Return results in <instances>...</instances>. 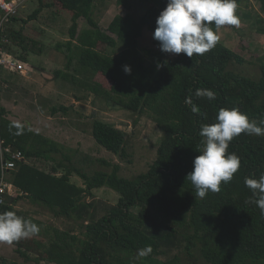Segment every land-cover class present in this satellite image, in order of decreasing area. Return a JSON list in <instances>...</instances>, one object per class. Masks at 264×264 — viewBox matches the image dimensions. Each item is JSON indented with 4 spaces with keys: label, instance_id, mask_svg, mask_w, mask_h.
Instances as JSON below:
<instances>
[{
    "label": "trees",
    "instance_id": "1",
    "mask_svg": "<svg viewBox=\"0 0 264 264\" xmlns=\"http://www.w3.org/2000/svg\"><path fill=\"white\" fill-rule=\"evenodd\" d=\"M45 1L38 0L39 8L27 19H19L17 13L5 24L2 37L7 42L2 45L9 54L14 45L19 47L21 53H14L16 60L28 64L30 53L42 51L40 40L24 36L23 28L15 30L11 25L36 21L45 8L69 11L72 26L65 44L66 68L77 59L85 78L61 72L58 75L104 98L109 105L147 116L162 136L156 158L146 172L124 177L119 164L86 156L79 163L99 162L111 168L90 173L73 162L64 144L13 122L0 104V144L4 141V146L22 151L25 158L16 160V168L8 174L7 179L18 194L0 204V213L14 211L40 228L42 222L18 209V204L26 200L48 210L55 218L76 221L79 228L73 231L78 234L55 226L34 234L51 242L47 255L40 259L53 264H156L160 256H169L174 249L188 256L186 264L198 262L195 253L207 264H264V212L250 202L254 197L245 185L246 177L258 179L264 175V136L241 133L233 138L226 155L235 153L241 166L230 182H221L220 191H209L200 198L186 179L203 149L201 127L216 123L220 109L239 108L258 124L264 120V60L261 78L254 80L230 68L233 64L243 65L245 59L218 41L209 52L194 54L192 58L180 53L166 59L162 52L147 50L148 56L156 59L147 64L139 55V39L145 31L154 33L157 18L168 0H140L152 4L140 18L135 19L130 12L119 14L106 28L94 19L98 5L105 0ZM257 1L264 13V0ZM118 4L132 9L130 0H118ZM82 18L89 27L79 33L78 22ZM259 20L264 23L263 18ZM210 26L215 28L214 22ZM258 32L264 34V28ZM100 46L112 50L120 46L122 52L116 56L104 54ZM125 65L131 67V74H124ZM16 78L17 73L0 68V97L1 88ZM197 89L212 90L215 99L197 97ZM189 97L191 104L186 103ZM192 106L200 111L192 112ZM69 109L61 105L54 107L52 113L66 114ZM92 136L109 152L127 156V134L113 124L96 119ZM58 155L62 160L57 161ZM7 157L11 158L8 154ZM39 162L45 167L39 168ZM74 173L84 186L72 182ZM102 188L115 191L119 199L100 216L98 202L84 199ZM149 246L151 253L138 257L139 250ZM18 253L25 261L9 264H28L32 257L22 249ZM170 261L179 262V256L164 264Z\"/></svg>",
    "mask_w": 264,
    "mask_h": 264
},
{
    "label": "rangeland",
    "instance_id": "2",
    "mask_svg": "<svg viewBox=\"0 0 264 264\" xmlns=\"http://www.w3.org/2000/svg\"><path fill=\"white\" fill-rule=\"evenodd\" d=\"M50 1L46 0L45 2L49 3ZM130 1L132 9L127 10L118 4V0H105L103 5H98L94 19L100 27L106 28L116 15H125L130 12L135 19H138L152 5L148 1H144V3H141L140 0ZM38 8V0H29L20 7L16 16L19 19H27ZM236 14L240 19L239 26H222L218 32L219 42L241 54L245 59L243 65L233 64L230 66L231 69L258 80L261 78V65L264 60V34H259L258 29L264 28V23L259 20V18L264 19V13L260 10L257 0H244L241 4H237ZM71 26L72 14L58 8H45L39 14L38 20L28 24L19 21L11 25L15 30L23 28L24 36L40 40L42 51L39 53L36 50L37 53H30L29 63L26 65L31 72V77L29 74V77H26L24 73L18 74L15 82L1 88L0 104L18 117L19 121H16L20 124L27 125L37 133L64 144L66 152L73 162L78 167L83 166L90 173L96 170L110 171L111 168H107L99 162L88 165L87 162L79 163V160L86 156L92 160L102 159L112 164H119L121 166L120 173L124 177L132 178L146 172L156 158L162 136L156 124L147 116H139L120 109L114 104L109 105L104 98L97 97L91 91L83 90L78 85L63 80L60 74L58 75L61 72L75 74L79 79L85 78L84 71L79 69L77 59L73 61L69 69L66 68L67 50L65 44L70 39ZM88 27L89 24L85 18L79 20V33ZM213 30L215 31V28ZM153 34L145 31L142 38L139 39V55L144 58L147 64L156 60L154 57L148 56V51L162 52L166 59L177 56V54L161 51L159 42L153 38ZM100 51L116 56L122 52V47L118 46L112 50V48L100 46ZM7 53H9L8 50ZM14 53L17 55L21 53L20 48L15 45L12 47L11 56L13 59L15 58ZM124 74L128 75L125 72ZM61 105L70 108L68 113L65 114L61 111L52 113L54 107L60 108ZM96 119L111 123L127 134L126 157L115 155L96 143L92 136V124ZM57 158V161L62 160L61 155H58ZM37 166L45 167L43 162H39ZM71 179L73 183L84 186L83 180L77 174L74 173ZM118 199V193L109 188H102L94 190L93 196L86 200L97 201L98 213L102 216L105 214L104 209L115 206ZM18 209L42 222L41 230L48 226H55L62 231H73L74 228H79L76 221L55 218L48 210L34 206L26 200L18 204ZM73 232L79 233L77 230ZM50 245L51 242L48 239L35 235L21 238L11 244L0 242V264H9L13 261L24 262L25 259L20 256L18 249L26 251L32 257L28 264H53L40 259L47 255L46 250ZM176 255L179 256V262L170 261V264H186L188 256L184 255L182 250L177 249H174L169 256H160L156 264H164ZM195 255L198 260L196 264H207L197 253ZM37 259L40 260L37 261Z\"/></svg>",
    "mask_w": 264,
    "mask_h": 264
},
{
    "label": "clouds",
    "instance_id": "3",
    "mask_svg": "<svg viewBox=\"0 0 264 264\" xmlns=\"http://www.w3.org/2000/svg\"><path fill=\"white\" fill-rule=\"evenodd\" d=\"M236 0H168L166 8L157 18V27L153 38L159 42L161 51L169 54L183 53L192 58L204 55L212 50L220 37L219 29L225 25L239 26ZM214 22L215 31L210 26ZM161 65H158L160 67ZM124 72L131 74L130 66H124ZM197 97L215 99L210 89H197ZM191 104V98L186 99ZM191 111L200 109L192 106ZM217 122L202 125L200 136L203 138V149L193 161V169L187 180L195 188L196 196L204 198L209 191H220L221 182L227 184L239 170L240 157L226 152L229 143L241 133L264 136V120L259 124L250 120L239 108L220 109ZM245 185L251 190L254 203L264 212V175L256 178H245ZM40 228L30 220H25L14 211L0 213V242L11 244L21 238L37 234ZM151 247L139 250L138 257H146Z\"/></svg>",
    "mask_w": 264,
    "mask_h": 264
},
{
    "label": "built area",
    "instance_id": "4",
    "mask_svg": "<svg viewBox=\"0 0 264 264\" xmlns=\"http://www.w3.org/2000/svg\"><path fill=\"white\" fill-rule=\"evenodd\" d=\"M27 0H0V68H5L11 72L17 74H23L26 77H31V72L28 70V65L13 59V57L7 53V49L2 43L7 42V39L2 37V30L5 24L9 21L11 16L18 13L20 7ZM10 55V56H9ZM11 156V158H8ZM0 161H1V173H0V204H4L8 197L17 196V190L11 182H9L8 174L16 168V160L24 161L23 152L20 150H13L10 147L4 146V141L0 144Z\"/></svg>",
    "mask_w": 264,
    "mask_h": 264
},
{
    "label": "crops",
    "instance_id": "5",
    "mask_svg": "<svg viewBox=\"0 0 264 264\" xmlns=\"http://www.w3.org/2000/svg\"><path fill=\"white\" fill-rule=\"evenodd\" d=\"M7 109V108H6ZM7 111H8V118L10 119V120H12L13 122H15V123H18V124H20L19 122H17V121H19L18 120V117H16L15 115H13L11 112H9V110L7 109ZM17 120V121H16ZM33 130V129H32ZM34 131V130H33ZM35 132H37V131H35ZM39 133V132H38ZM43 135V134H42ZM43 136H45V135H43ZM45 137H47V136H45ZM48 138H50V137H48ZM50 139H52V138H50ZM53 140H55V139H53ZM56 141V140H55Z\"/></svg>",
    "mask_w": 264,
    "mask_h": 264
},
{
    "label": "water",
    "instance_id": "6",
    "mask_svg": "<svg viewBox=\"0 0 264 264\" xmlns=\"http://www.w3.org/2000/svg\"><path fill=\"white\" fill-rule=\"evenodd\" d=\"M84 200H86V199H84Z\"/></svg>",
    "mask_w": 264,
    "mask_h": 264
}]
</instances>
